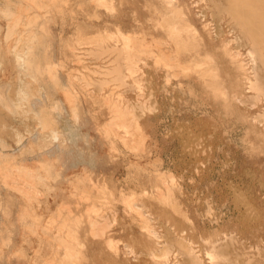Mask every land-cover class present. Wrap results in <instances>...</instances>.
<instances>
[{
  "label": "rangeland",
  "instance_id": "1",
  "mask_svg": "<svg viewBox=\"0 0 264 264\" xmlns=\"http://www.w3.org/2000/svg\"><path fill=\"white\" fill-rule=\"evenodd\" d=\"M30 1H34L33 4ZM92 1L0 0V8L8 6L13 13L22 15V25L30 18L34 19V15L36 19L39 17L31 23V28L35 38L42 36L32 42L33 51L36 50L34 61L36 65L40 63L37 69L41 94L31 97L29 105L39 108L46 100L57 104L66 113L73 99L75 109L81 111L77 110L79 118L76 121L79 138L68 146L57 139L53 143L47 141L46 149L38 151L31 148L39 141L36 134L30 132H22L17 144L10 140L6 143L4 138L0 140V154L7 156L0 155V169L4 166L8 170L15 166H35L42 175L45 152H53L56 145L64 148L52 153L56 159L52 160L54 164L49 169L52 179L47 186L39 180L32 181L34 193L29 199L18 191L17 195L9 186L6 188V178L0 170V264H58L64 257V248L57 238L66 235L69 229L63 225L68 223L76 225L73 230L82 240H78L80 246L77 247L80 262L76 260L71 264H190L191 259L198 264H264V94L259 92V89H264V65L252 61L249 54L251 42L241 35L230 14L223 10L227 7L226 3H223L224 0ZM214 3L217 6L221 3L222 7H217L220 12ZM166 20H172L170 26L178 31L167 32L170 30ZM22 29L23 26H20ZM0 30L1 43L6 33V20L1 15ZM117 34L146 43L145 51L135 53L129 50L125 55L122 38L119 35L118 38ZM21 36L26 38L24 33ZM2 47L4 52V44ZM3 52L0 53L4 56H0L3 64L0 66V84L9 92L16 81L10 55ZM160 54L170 58L174 63L173 69L168 70L167 58L163 55L162 58ZM41 60L44 61L41 63ZM193 60L197 64L200 60L202 65L195 64ZM206 67L213 68V73L209 74L207 71L210 70ZM117 72L123 79H116ZM67 93L74 95L70 97L71 102L64 96ZM111 103L132 111L129 112L133 117H128L132 124L137 121V132L142 136L138 139L139 143L130 141L129 136L134 132L130 129L131 125L130 128H116L119 134L124 131L125 134L121 135L127 145L115 135V129L109 127V121H113L114 117ZM72 121L68 115L60 117L61 127ZM110 129L114 135L110 134ZM130 145L134 146V151L128 148ZM12 178L7 179L16 182L24 179L20 175ZM103 192L106 195L102 196ZM160 196H167L170 201L162 202ZM100 197L103 201L98 199ZM131 201L138 211L130 209ZM237 201L241 204L238 205ZM243 203L245 207H241ZM104 217L109 221L108 231L105 229L104 237H98L101 238L98 240L90 234L88 223L106 220ZM144 221L157 238L147 232ZM41 235L47 236V241ZM7 237L10 244L6 241ZM162 248L167 253L159 257ZM207 254L213 257L209 258Z\"/></svg>",
  "mask_w": 264,
  "mask_h": 264
},
{
  "label": "bare ground",
  "instance_id": "2",
  "mask_svg": "<svg viewBox=\"0 0 264 264\" xmlns=\"http://www.w3.org/2000/svg\"><path fill=\"white\" fill-rule=\"evenodd\" d=\"M16 1V0H15ZM28 1V0H27ZM38 1V0H37ZM52 1V0H51ZM55 1H57V0H55ZM70 1V0H69ZM82 1V0H81ZM89 1V0H88ZM94 1V0H93ZM92 1V2H93ZM104 1V0H103ZM102 1V2H103ZM120 1H122V0H120ZM226 1V2H225ZM17 2H19V1H17ZM31 2V1H30ZM32 2H34V1H32ZM31 2V3H32ZM43 2V1H42ZM95 3H96V1H94ZM98 2V1H97ZM99 2H101L100 0H99ZM216 2H217V0H216ZM11 3V2H10ZM14 3V2H13ZM45 3H46V1H45ZM45 3H44V5H45ZM51 3V2H50ZM54 3V2H53ZM53 3H51V4H53ZM61 3H62V1H61ZM104 4H105V2H103ZM208 3L210 4V2L208 1ZM225 5H227V7H226V9H224V7H223V10H226L229 14H230V19H233L234 21H235V24L237 25V29L239 28V32L241 33V35L246 39V40H248L249 42H251V51H250V57H251V59H252V61L253 62H256V61H258V63H260V64H262V65H264V0H224V2H223ZM4 4V3H3ZM2 4V5H3ZM33 4V3H32ZM38 4V3H37ZM36 4V5H37ZM40 4V3H39ZM58 4V3H57ZM102 4V3H101ZM212 4V3H211ZM215 4V3H214ZM223 4V5H224ZM13 5V4H12ZM16 5V4H15ZM46 5H48V3L46 4ZM45 5V6H46ZM59 5H60V3H59ZM96 5V4H95ZM103 5V4H102ZM101 5V6H102ZM106 5V4H105ZM216 5V4H215ZM214 5V6H215ZM219 5L221 6V3L219 4L218 3V6L216 5L215 6V8L217 9V7H219ZM17 6V5H16ZM45 6H43L42 5V7L44 8ZM98 6H99V4H98ZM213 6V7H214ZM24 7V6H23ZM28 7H29V5H28ZM32 7V6H31ZM177 7V6H176ZM222 7V6H221ZM25 8V7H24ZM33 8V7H32ZM61 8V7H60ZM214 8V9H215ZM220 8V7H219ZM46 9V8H45ZM57 9V8H56ZM167 9V8H166ZM216 9H215V11H216ZM28 10V9H27ZM44 10V9H43ZM48 9H46L45 11H47ZM52 10V9H51ZM60 10V9H59ZM59 10H58V12H59ZM65 10V9H64ZM169 10V9H168ZM170 10H171V8H170ZM174 10H175V8H174ZM173 10V11H174ZM218 10V9H217ZM220 10H222V9H220ZM33 11V10H32ZM49 11V10H48ZM53 11H54V9H53ZM61 11V10H60ZM63 11V10H62ZM165 11V10H164ZM179 11V10H178ZM34 12V11H33ZM218 12H220L219 10H218ZM224 12V11H223ZM227 12H225V13H227ZM21 13V12H20ZM23 13H24V11H23ZM44 13V12H43ZM52 13V12H51ZM172 13V12H171ZM175 13V12H174ZM227 13V14H228ZM26 14H27V11H26ZM37 14H40V13H37ZM60 14V13H59ZM214 14V13H213ZM227 14H225V15H227ZM228 14V15H229ZM0 15H1V17L2 18H4L5 20H6V33H5V36H4V38H3V42H1L0 43V53L1 52H3V51H1L2 49H3V47H2V44H4V52L7 54H9L10 55V58H11V68H12V72H14V75H15V83L13 84L12 83V85H11V87H10V91L8 92V91H6V88H4L5 86H3L2 84H0V121L2 122V123H0L1 124V130H0V140L1 139H3V141H5L6 143H8V140H10L11 142H13V144L15 143V144H17V143H20L19 141H20V138H21V136H22V132H30V133H34V134H36V139H38V141H39V143H37L38 145L37 146H31V148H33V149H41V148H44V149H46L45 147H46V144H48L47 143V141H52V143L55 141V140H62V142L64 143V144H66L67 146L69 145V144H71L78 136H79V133H78V130H77V117H78V114H77V112L79 111L78 109V111L75 109V107H74V102H73V99H72V102L70 101V97L72 96V94H71V96L67 93V95H64V96H66V98H67V100H69L71 103H72V105L71 104H69V103H67L68 105H71V107H69V112H66V113H64V111L57 105V104H54V103H50V102H48V101H44L43 102V104L38 108V107H33V106H30L29 105V103H30V101H29V103H28V100L31 98V97H35V96H39V94H41V88L38 86V81H39V70L37 69V65H39V64H37L36 65V63H35V61H34V53H36V52H34V51H36V50H34L33 51V45H32V42H34L35 41V39L36 38H40V37H42L41 35H39L40 37H36L35 38V36H34V33H33V30H32V28H31V23H33L35 20L34 19H36V17H35V15H34V19H31L30 18V21L29 22H27V23H25V21H24V24L22 25V23L23 22H21L22 20H21V16L19 15V14H15V11H14V13L9 9V7L8 6H6V7H2L1 6V8H0ZM41 15V14H40ZM42 15H44V14H42ZM41 15V16H42ZM47 15V14H46ZM45 15V16H46ZM51 15V14H50ZM61 15H62V13H61ZM60 15V16H61ZM167 15H169V14H167ZM166 15V16H167ZM176 15H177V13H176ZM178 15H179V13H178ZM222 15V14H221ZM44 16V17H45ZM165 16V17H166ZM172 16V15H171ZM183 15L181 14V17H182ZM215 16V15H214ZM217 16H219V14L217 15ZM26 17V16H25ZM29 17V16H28ZM32 17V16H31ZM38 17V16H37ZM63 17V16H62ZM61 17V18H62ZM95 17V16H94ZM203 17V16H202ZM43 18V17H42ZM41 18V19H42ZM49 18V17H48ZM167 18V17H166ZM169 18H170V16H169ZM173 19V18H172ZM177 19V18H176ZM36 20H39V17H38V19H36ZM167 21V23H166V26L169 28V30L171 31H167V32H169V33H172L173 31H175L176 29H174L173 27H171L170 26V22L172 21H170V22H168L169 20H166ZM233 21V22H234ZM38 22H41V21H38ZM46 22V21H45ZM179 22V21H178ZM229 22V21H228ZM232 22V23H233ZM37 23V22H36ZM164 23V22H163ZM177 23V22H176ZM38 24V23H37ZM164 25V24H163ZM20 26L22 27L23 26V29L22 30H20ZM35 26V25H34ZM46 26V25H45ZM165 26V25H164ZM164 26H162V27H164ZM178 26V25H177ZM39 27H40V25H39ZM42 27H44V26H42ZM167 27H165V28H167ZM182 27V26H181ZM44 28H47V27H44ZM44 28H43V30H44ZM167 28V29H168ZM178 28V27H177ZM42 29V28H41ZM187 29V28H186ZM1 31V30H0ZM176 31H178V30H176ZM183 31V30H182ZM166 32V33H167ZM186 32V31H185ZM21 33H24V35H25V37L26 38H21L22 36H21ZM119 33V32H118ZM48 34V33H47ZM46 35V34H45ZM118 35L119 34H117V37H118ZM37 36V35H36ZM106 36V35H105ZM119 36H121V38H122V42L121 43H123V50L124 51H126L125 53L123 52V50H122V52L125 54V55H127V51H128V53H129V50H132V51H135V53L136 52H143V51H145V49H146V47L144 46L145 44H142L141 42H139V41H135L134 39H132V37H130V36H125V35H122V34H120ZM169 36H170V34H169ZM173 36V35H172ZM179 36V35H178ZM193 36H195V35H193ZM107 37V36H106ZM182 37V36H181ZM186 37V36H185ZM101 38V37H100ZM108 38V41H109V37H107ZM119 38V37H118ZM120 38V39H121ZM171 38V37H170ZM173 38V37H172ZM191 38H192V36H191ZM1 39V38H0ZM43 39H44V37H43ZM103 39V38H102ZM38 40V39H37ZM88 40V39H87ZM86 40V41H87ZM90 40H92V39H90ZM94 40V39H93ZM96 40H98V38L96 39ZM172 40V39H171ZM179 40V39H178ZM185 40V39H184ZM194 40V39H193ZM1 41H2V39H1ZM41 41V40H40ZM82 41H84V40H82ZM102 41V40H101ZM113 41V40H112ZM116 41H119V40H116ZM141 41V40H140ZM143 41V40H142ZM145 41V40H144ZM143 41V42H144ZM180 41V40H179ZM182 41V40H181ZM187 41V40H186ZM189 41V40H188ZM187 41V42H188ZM195 41V40H194ZM193 41V42H194ZM13 42V44H11ZM36 42V41H35ZM85 42V41H84ZM119 42V43H120ZM173 42V41H172ZM192 42V41H191ZM83 43V42H82ZM87 43V42H86ZM89 43V42H88ZM87 43V44H88ZM92 43V42H91ZM93 43H94V41H93ZM98 43H100V42H98ZM102 43V42H101ZM169 43V42H168ZM175 43V42H174ZM190 43V42H189ZM196 43V42H195ZM11 44V45H10ZM96 44V43H95ZM108 44V43H107ZM169 44H171L172 45V43H169ZM225 44V43H224ZM39 45V44H38ZM104 45V44H103ZM149 45V44H148ZM186 45V42H185V44H184V46ZM195 45V44H194ZM197 45V44H196ZM217 45H220V44H216L215 46H217ZM78 45H76V47H77ZM81 46V45H80ZM94 46H96V45H94ZM99 46V45H98ZM107 46H109V45H107ZM178 46H180V45H178ZM183 46V45H182ZM35 47H37V51H38V46L37 45H35ZM90 47V46H89ZM121 47V46H120ZM119 47V48H120ZM169 47V46H168ZM173 47H174V45H173ZM177 47V46H176ZM175 47V48H176ZM186 47H187V45H186ZM190 47V46H189ZM193 47V46H192ZM196 47H198V46H196ZM201 47V46H200ZM199 47V48H200ZM203 47H204V45H203ZM220 47V46H219ZM47 48V47H46ZM96 48V47H95ZM104 48H106V47H104ZM103 48V49H104ZM119 48H118V50H119ZM149 48V47H148ZM175 48H174V50H175ZM181 48H184V47H181ZM191 48V47H190ZM193 48H195V47H193ZM202 48V47H201ZM249 49H250V47H248ZM42 48H40L39 50H41ZM122 49V48H121ZM170 49V48H169ZM188 49V48H187ZM216 49H217V47H216ZM150 50V49H149ZM157 50V49H156ZM173 50V49H172ZM172 50H171V52H172ZM191 50H193V49H191ZM203 50V49H202ZM201 50V51H202ZM98 51H100L101 52V49H99ZM110 51V50H109ZM108 51V52H109ZM112 51H114V50H112ZM121 51V50H120ZM162 51V50H161ZM176 51V50H175ZM199 51V50H198ZM197 51V52H198ZM206 51V50H205ZM228 51V50H227ZM3 52V53H4ZM45 52V51H44ZM47 52V51H46ZM116 52H117V50H116ZM146 52H147V50H146ZM145 52V53H146ZM178 52H179V50H178ZM183 52H184V50H183ZM194 52H196V51H194ZM103 53V52H102ZM110 53V52H109ZM119 53H121V52H119ZM158 53V52H157ZM185 53V52H184ZM189 53H191L190 51H189ZM2 54V53H1ZM7 54V55H8ZM40 54V53H39ZM106 54V53H105ZM211 54V53H210ZM4 55V54H3ZM6 55V56H7ZM44 55V54H43ZM47 55V54H46ZM122 55V54H121ZM124 55V56H125ZM161 55V54H160ZM163 55V57H164V54H162ZM162 55H161V57H162ZM172 55H173V53H172ZM193 55V54H192ZM191 55V56H192ZM218 55V54H217ZM1 56V55H0ZM40 56V55H39ZM111 56V55H110ZM159 56V55H158ZM167 56H168V54H167ZM179 56H183V55H179ZM178 56V57H179ZM185 56H187V55H185ZM190 56V57H191ZM196 56H197V54H196ZM2 57V56H1ZM4 57V56H3ZM2 57V58H3ZM45 57V56H44ZM49 57V56H48ZM162 57V58H163ZM166 57V56H165ZM164 57V58H165ZM177 57V58H178ZM199 57V56H198ZM36 58H37V56H36ZM100 58V57H99ZM115 59H116V57H114ZM119 58H121V57H119ZM167 58V67H169L168 68V70H170V69H173L172 67H173V62L170 60V58L169 57H166ZM173 58H175V57H173ZM187 58H189V57H187ZM186 58V59H187ZM192 58V57H191ZM218 58V57H217ZM216 58V59H217ZM45 59V58H44ZM48 59V58H47ZM125 59V58H124ZM185 59V60H186ZM193 59V58H192ZM199 59H200V57H199ZM202 59V58H201ZM200 59V60H201ZM205 59H206V55H205ZM40 60V59H39ZM48 60H50V58L48 59ZM113 60V59H112ZM166 60V59H165ZM175 60V59H174ZM180 60H181V58H180ZM199 60V61H200ZM202 60H204V59H202ZM207 60V59H206ZM209 60H210V58H209ZM234 60V59H233ZM42 61H44V60H41V63H42ZM51 61V60H50ZM49 61V62H50ZM120 61H121V59H120ZM129 61V60H128ZM162 61V60H161ZM187 61V60H186ZM199 61H198V64H200L199 63ZM46 62V64L48 65V63H47V61H45ZM118 62V60H116V63ZM122 62V61H121ZM155 62V61H154ZM164 62V61H163ZM183 62V61H182ZM181 62V63H182ZM190 62V61H189ZM193 62H194V60H193ZM201 62V61H200ZM208 62V61H207ZM210 62V61H209ZM8 63V62H7ZM38 63V62H37ZM52 63V62H51ZM119 63V62H118ZM124 63H125V61H124ZM135 63V62H134ZM173 63V64H172ZM176 63V62H175ZM179 63H180V61H179ZM184 63V62H183ZM186 63V62H185ZM195 64H197L196 62H194ZM194 63H192V64H194ZM203 63V62H202ZM166 64V63H165ZM188 64V63H187ZM197 64V65H198ZM205 64H206V62H205ZM203 65V66H206V65ZM214 64V63H213ZM212 64V65H213ZM3 64H2V61H0V66H2ZM120 65V64H119ZM179 65V64H178ZM200 65H202V64H200ZM199 65V66H200ZM211 65V66H212ZM216 65V64H215ZM254 65V64H253ZM49 66V65H48ZM47 66V67H48ZM51 66H53L52 64H51ZM175 66V65H174ZM123 67V66H122ZM164 67H165V65H164ZM184 67V66H183ZM192 67V66H191ZM201 67V66H200ZM219 67V66H218ZM261 67V66H260ZM43 68H46V67H43ZM54 68V67H53ZM116 68V67H115ZM120 68V67H119ZM125 68H127V67H125ZM137 68V67H136ZM179 68V67H178ZM178 68H177V70H178ZM187 68V67H186ZM196 68V66L195 67H193V69H195ZM199 68V67H198ZM198 68L196 69V70H198ZM203 68V67H202ZM207 69H208V67H206ZM213 68H217V67H215V66H213ZM212 68V69H213ZM1 69H3V68H1ZM112 68H110V70H111ZM123 69H124V67H123ZM212 69H208V70H210V71H207V72H209V74H211V73H213L211 70ZM176 70V69H175ZM200 70V72H201V69H199ZM206 70V69H205ZM99 71V70H98ZM104 71H106V70H104ZM124 71V70H123ZM125 71H128V73L130 72L129 71V69L127 70H125ZM124 71V72H125ZM134 71V70H133ZM179 71H180V69H179ZM183 71V70H182ZM193 71V70H192ZM45 73H46V71H44ZM111 72V71H110ZM187 72H189V71H187ZM207 72H206V74H207ZM217 72V71H216ZM54 73V72H53ZM131 73H133V72H131ZM168 73V72H167ZM181 73V72H180ZM205 73V72H204ZM214 73H215V70H214ZM47 74V73H46ZM103 74V73H102ZM107 74H108V72H107ZM110 74V73H109ZM126 74V73H125ZM198 74V73H197ZM209 74H207V77H208V75ZM230 74V73H229ZM48 75H49V72H48ZM47 75V76H48ZM219 75V74H218ZM53 76H54V74H53ZM52 76V77H53ZM110 76H112V75H110ZM181 76V75H180ZM232 76V75H231ZM43 76H41V78H42ZM58 77V76H57ZM71 77V76H70ZM104 77V76H103ZM126 77V76H125ZM206 77V78H207ZM212 77H213V74H212ZM40 78V79H41ZM44 78H46V76L44 77ZM56 77L54 76V79H55ZM173 78H174V76H173ZM49 80L51 79L50 77L48 78ZM70 79V78H69ZM73 79V78H72ZM112 79V78H111ZM116 79L117 80H120V79H123V78H120V76H119V72H117V74H116ZM212 79V78H211ZM58 80V79H57ZM199 80V79H198ZM215 81H216V79H214ZM46 81H47V79H46ZM105 81V80H104ZM11 82V81H10ZM41 82V81H40ZM80 82V81H79ZM88 82V81H87ZM108 81H106V83H107ZM116 82V81H115ZM8 83V82H7ZM54 83V82H53ZM52 83V84H53ZM86 83V82H85ZM204 83V82H203ZM209 83V82H208ZM215 83V82H214ZM214 83H213V85H214ZM249 83H251V82H249ZM264 83V82H263ZM77 84V83H76ZM96 84V83H95ZM94 84V85H95ZM133 84V83H132ZM43 85V84H42ZM46 85L48 86V84L46 83ZM207 85V84H206ZM35 86H37V87H35ZM70 86H72V85H70ZM96 86V85H95ZM209 86V85H208ZM207 86V87H208ZM211 86V85H210ZM216 86H218V85H216ZM51 87V86H50ZM86 87V86H85ZM204 87H205V85H204ZM260 87V86H259ZM45 88H46V86H45ZM89 88V87H88ZM212 88H213V86H212ZM254 88H255V86H254ZM258 88V87H257ZM58 89V88H57ZM62 89V88H61ZM71 89V88H70ZM70 89H69V92H70ZM86 89V88H85ZM259 89V88H258ZM7 90H9V89H7ZM59 90V89H58ZM74 92V91H73ZM222 92V91H221ZM259 92L261 93V94H264V89H259ZM220 93V92H219ZM42 94H43V92H42ZM64 94V93H63ZM223 94V93H222ZM76 95V94H75ZM90 95V94H89ZM118 95V94H117ZM221 95V94H220ZM256 95V94H255ZM74 96V95H73ZM72 96V97H73ZM227 96V95H226ZM226 96H225V98H226ZM38 98V97H37ZM260 98V97H259ZM32 100V99H31ZM109 100V99H108ZM235 100V99H234ZM261 100H262V98H261ZM68 101V102H69ZM76 101V100H75ZM110 101V100H109ZM263 101H264V99H263ZM262 101V102H263ZM63 102V101H62ZM106 102H107V100H106ZM114 102V101H113ZM105 103V102H104ZM119 103V102H118ZM77 104H78V102H77ZM76 104V105H77ZM106 104V103H105ZM112 104V103H111ZM63 105V104H62ZM66 105V104H65ZM113 105V106H112ZM111 106H112V108H110V109H112V112H113V114H114V117H113V121H109V127H111V128H114L115 130H113L114 131V133H115V135L119 138V139H121V141L123 142L124 141V138L125 137H123V135H121L122 133H124V131L121 133V134H119L117 131H116V128L118 127V128H123V129H125V128H130L131 130L132 129H134V130H132V134H131V136H129V138L131 139L130 141L132 142V141H136V143H137V141H138V139L140 138V137H142L140 134L141 133H139V131L137 132V124H136V122L134 121V120H136V119H134L133 120V122H135V123H133L132 124V122H131V118L130 117H133L132 115H130V114H132V113H130V112H132V111H130V110H127L126 108H122V107H120L118 104H112ZM257 105V104H256ZM78 107V106H77ZM66 111V110H65ZM130 111V112H129ZM263 111H264V109H263ZM79 112H81V111H79ZM261 113H263V112H261ZM68 115V116H70L71 117V121H72V123L71 124H67L66 125V127H61V125H60V117L61 116H63V115ZM128 115L130 116V117H128ZM111 116H112V114H111ZM259 116V115H258ZM261 116H262V114H261ZM80 117H82V116H80ZM247 117V116H246ZM252 117V116H251ZM79 118V117H78ZM261 118V117H260ZM263 118H264V115H263ZM133 119V118H132ZM140 119V118H139ZM19 121V123L17 122V121ZM81 120V119H80ZM138 120V119H137ZM263 120V119H262ZM251 122V121H250ZM23 125V126H21V125ZM251 124V123H250ZM129 125H131L130 127H129ZM106 126L108 127V125L106 124ZM252 126H254L253 124H252ZM264 126V125H263ZM106 127V128H107ZM108 129V128H107ZM262 129V128H261ZM120 130V129H119ZM129 130V129H128ZM131 130H129L130 132H131ZM105 131H107L106 129H105ZM126 131V130H125ZM110 132H111V129H110ZM129 133V132H128ZM128 133H126V135L128 134ZM108 135H109V133H107ZM110 134H113V132H111ZM125 134V133H124ZM263 134H264V132H263ZM26 135V134H25ZM28 135V134H27ZM106 135V134H105ZM114 135V134H113ZM27 137H29V135L27 136ZM32 137V136H31ZM105 137V136H104ZM128 137V136H127ZM79 138V137H78ZM31 139V138H30ZM28 140V139H27ZM126 140V139H125ZM128 140V139H127ZM129 141V142H130ZM4 142V143H5ZM41 142V143H40ZM124 142H126V145L128 144L127 143V141H124ZM114 143V142H113ZM138 143H139V141H138ZM262 143V142H261ZM29 144V143H28ZM132 144V143H131ZM2 145H3V143H2ZM8 145V144H7ZM19 145V144H18ZM54 145H56V144H54ZM136 145V144H135ZM138 145V144H137ZM140 145H141V143H140ZM258 145V144H257ZM4 146H6L5 144H4ZM30 146V145H29ZM131 146V145H130ZM139 146V145H138ZM8 147H10L9 145H8ZM134 147V146H133ZM132 146L131 147H128V148H131V150H133L132 148H133ZM11 148V147H10ZM7 149V148H6ZM62 149H64V148H62V147H60V146H58V145H56L55 147H54V149H52L53 150V152H56V151H59V150H62ZM8 150V149H7ZM37 150H35V151H37ZM43 150V149H42ZM137 150V149H136ZM20 151V150H19ZM38 151H40V150H38ZM38 151H37V153H38ZM134 151V150H133ZM8 152H10V151H8ZM25 152V151H24ZM53 152H51V151H46L45 152V155H46V157H44V159H42V164H41V167L44 169V175H42V174H40V172L36 169V167L34 168V167H29V166H26V165H22L21 166V168H17L16 166L14 167V168H12V169H10V170H8V168L6 169V168H2V169H0L2 172L1 173H3L4 175H5V182H6V184H5V186H6V188H7V186H9V189L10 188H12L11 190L12 191H14V192H16V191H18L19 193H21V195L23 194L25 197L24 198H28V197H31V195L34 193V188H33V185H32V181L33 180H39V182L41 183V184H44V185H46L47 186V183H48V181H49V179H52V175L49 173V169L53 166V162H52V160H54V159H56L54 156L52 157V153ZM136 152V151H135ZM10 153H12V152H10ZM33 153H34V150H33ZM34 154H36V153H34ZM0 155H2V154H0ZM18 155V154H17ZM25 155V154H24ZM38 155V154H37ZM3 157L4 156H6V155H2ZM9 156V155H8ZM20 156H21V154H20ZM27 156V155H26ZM7 157V156H6ZM12 157V156H11ZM18 157H19V155H18ZM29 157V156H28ZM35 157V156H34ZM0 158H1V156H0ZM9 158V157H8ZM14 157H12V159H13ZM21 158V157H20ZM43 158V157H42ZM6 159V158H5ZM15 159V158H14ZM17 159V158H16ZM19 159V158H18ZM23 159V158H22ZM25 159H27L26 157H25ZM3 161H4V158H3ZM10 161V160H9ZM15 161V160H14ZM13 161V162H14ZM5 162V161H4ZM12 162V161H11ZM12 162V163H13ZM7 163V162H6ZM10 163V162H9ZM19 163H21V162H19ZM27 163V162H26ZM35 163V162H34ZM0 164H2V162L0 163ZM4 164V163H3ZM33 164V163H32ZM36 164H37V162H36ZM8 166H10V165H8ZM12 166V165H11ZM19 166V165H18ZM20 167V166H19ZM1 168V167H0ZM58 168V170H59V167H57ZM40 171H41V169H40ZM21 176V177H23L24 179L22 180L21 179V182H19L18 180V182H16V181H10L9 179L10 178H12V177H15V176ZM1 176V175H0ZM169 176V175H168ZM163 177V176H162ZM2 178H4V177H2ZM7 178H9V179H7ZM18 178V177H17ZM169 178H171V177H169ZM19 179V178H18ZM55 179V178H54ZM157 179H159V178H157ZM166 179V178H165ZM7 180H9V181H7ZM12 180H13V178H12ZM15 180V179H14ZM20 180V179H19ZM162 180V179H161ZM169 180V179H168ZM171 180V179H170ZM51 181H53V180H51ZM88 181V180H87ZM163 181V180H162ZM167 181V180H166ZM166 181H163V182H166ZM3 182V181H2ZM162 182V183H163ZM0 185H2V184H0ZM4 185V184H3ZM49 187V186H48ZM47 187V189H49ZM162 187V186H161ZM156 188V187H155ZM172 188V187H171ZM169 189V188H168ZM81 190V189H80ZM154 190V189H153ZM158 191H159V189H157ZM82 191V190H81ZM85 191V189H83V192ZM109 191V190H108ZM156 191V190H155ZM169 191V190H168ZM18 192H16L17 193V195H18ZM37 192V191H36ZM72 192H74V191H72ZM80 192V191H79ZM87 192V191H86ZM85 192V193H86ZM88 192H89V190H88ZM87 192V193H88ZM171 192V191H170ZM169 192V193H170ZM107 193V192H106ZM156 193H158V192H156ZM161 193V192H160ZM77 194H79V193H77ZM76 194V195H77ZM81 194V193H80ZM99 194V193H98ZM145 194V193H144ZM12 195V194H11ZM14 195V194H13ZM20 195V194H19ZM72 195V194H71ZM103 195H106V194H104V192H103V194H102V196ZM120 195V194H119ZM0 196H1V194H0ZM15 196V195H14ZM93 196V195H92ZM108 196V195H107ZM109 196H110V194H109ZM56 197V196H55ZM77 197H79V196H77ZM85 197H87V195L85 196ZM153 197V196H152ZM173 197V196H172ZM7 199H8V196L6 197ZM6 198H5V200H6ZM33 198V197H32ZM80 198V197H79ZM77 199V200H80V199ZM160 199H161V201L162 202H165V203H167V202H169L170 201V199H169V197H167V196H160L159 197ZM3 199H4V197H3ZM29 199V198H28ZM27 199V200H28ZM54 199V198H53ZM85 199V198H84ZM98 199H100V200H102L103 201V197H100V198H98ZM111 199V198H110ZM123 199H124V197H123ZM132 199V198H131ZM8 200H10V199H8ZM108 200V199H107ZM112 200V199H111ZM125 200V199H124ZM123 200V201H124ZM19 201H21L20 200V198H19ZM58 201V200H57ZM91 201H93V200H91ZM130 201V200H129ZM133 201H135V200H133ZM81 202V201H80ZM109 202V201H108ZM107 202V203H108ZM132 202V201H131ZM136 202V201H135ZM239 201H237V203H238ZM242 202H244L243 200H242ZM99 203V202H98ZM101 203V202H100ZM137 203H138V201H137ZM236 203V204H237ZM247 203V202H246ZM28 204V203H27ZM49 204V203H48ZM50 204H51V202H50ZM68 204V203H67ZM75 204V203H74ZM79 204V203H78ZM103 204V203H102ZM111 204H112V202H111ZM125 204H126V202H125ZM124 204V205H125ZM173 204V203H172ZM239 204H241V203H238V205ZM23 206H24V204H22ZM29 205H31L32 206V204H30L29 203ZM56 205V204H55ZM54 205V206H55ZM59 205V204H58ZM84 205V204H83ZM90 205V204H89ZM97 205V204H96ZM108 205H109V203H108ZM107 205V206H108ZM128 205V204H127ZM141 205V204H140ZM167 205L168 204H166V207H167ZM36 206H37V204H36ZM80 206V205H79ZM84 206H86V205H84ZM92 206V205H91ZM175 206H177V205H175ZM242 206H244V203H243V205H241V207ZM246 206V205H245ZM244 206V207H245ZM248 206V205H247ZM58 207V206H57ZM61 207H62V205H61ZM83 207V206H82ZM102 207V206H101ZM112 207H114V206H112ZM129 207H130V209L132 210H136V211H138L139 209L136 207V205H135V203H130L129 202ZM145 207V206H144ZM16 208V207H15ZM35 208V207H34ZM37 208V207H36ZM63 208H65V207H63ZM69 208V207H68ZM97 208V207H96ZM126 208H128V207H126ZM21 209H24V208H21ZM52 209V208H51ZM61 209V208H60ZM72 209V208H71ZM74 209V208H73ZM89 209V208H88ZM94 209V208H93ZM144 209V208H143ZM247 209V208H246ZM33 210V209H32ZM63 210V209H62ZM105 210V209H104ZM103 210V211H104ZM108 210V209H107ZM127 210H129V208L127 209ZM8 211V210H7ZM18 211V210H17ZM23 211V210H22ZM44 211V210H43ZM49 211V210H48ZM70 211V210H69ZM85 211H86V208H85ZM99 211V210H98ZM135 211V212H136ZM142 210H140V212H141ZM6 212V211H5ZM9 212V211H8ZM20 212V211H19ZM27 212V211H26ZM52 212V211H51ZM56 212V211H55ZM87 212H88V210H87ZM92 212V211H91ZM95 212V211H94ZM102 212V211H101ZM130 212V211H129ZM134 212V213H135ZM3 213H4V211H3ZM2 213V214H3ZM23 213V212H22ZM28 213V212H27ZM100 213V212H99ZM131 213V212H130ZM0 214H1V212H0ZM17 214V213H16ZM16 214H15V216H16ZM37 213H35V215H36ZM41 214V213H40ZM52 214V213H51ZM72 214V213H71ZM87 214V213H86ZM91 214V213H90ZM141 214V213H140ZM142 214H145L144 212L142 213ZM141 214V215H142ZM4 215H6V213H4ZM9 215V214H8ZM23 215V214H22ZM39 215V214H38ZM42 215H44V213H42ZM67 215V214H66ZM75 215V214H74ZM73 215V216H74ZM78 215H79V213H78ZM104 215V214H103ZM10 216V215H9ZM31 216V215H30ZM58 216V215H57ZM64 216V215H63ZM62 216V217H63ZM81 216V215H80ZM79 216V217H80ZM91 216V215H90ZM97 216V215H96ZM95 216V217H96ZM101 216V215H100ZM100 216H99V218H100ZM114 216V215H113ZM144 217H145V215H143ZM254 216V215H253ZM4 217V216H3ZM7 217V216H6ZM45 217V216H44ZM55 217V216H54ZM61 217V218H62ZM76 217V216H75ZM78 217V216H77ZM112 217V216H111ZM138 217V216H137ZM22 218H24V217H22ZM27 218V217H26ZM52 217H50V219H51ZM98 218V217H97ZM105 218V217H104ZM107 218V217H106ZM105 218V219H106ZM33 219V218H32ZM37 219V218H36ZM49 219V220H50ZM54 219H56V218H54ZM63 219V218H62ZM91 219V218H90ZM96 219V218H95ZM101 219V218H100ZM144 219V218H143ZM146 219H147V217H146ZM5 220V219H4ZM7 220H9V219H6V221ZM11 220V219H10ZM17 220H19V219H17ZM22 220H24V219H22ZM57 220V219H56ZM69 220V219H68ZM71 220H72V218H71ZM140 220V219H139ZM12 221V220H11ZM25 221H27V220H25ZM24 221V222H25ZM37 221H38V219H37ZM44 221V220H43ZM42 221V222H43ZM45 221H46V219H45ZM67 221V220H66ZM66 221H63V223L65 222L66 223ZM76 221H77V218H76ZM108 220L106 219V220H101V221H98V220H92V221H90V223H88L89 224V227H90V234L93 236V237H104V235H105V231L107 230L106 228H107V225H108V222H107ZM138 221V220H137ZM141 221V220H140ZM150 221V220H149ZM20 222V221H19ZM23 222V223H24ZM68 222V221H67ZM87 222V221H86ZM89 222V221H88ZM251 222V221H250ZM28 223V222H27ZM44 223V222H43ZM50 223H52V222H50ZM54 223V222H53ZM73 223H74V221H73ZM77 223V222H76ZM82 223V222H81ZM144 228L147 230V232L151 235V236H156L155 235V233L153 232V230L150 228V226L148 225V223H146L145 221H144ZM7 224H9V223H7ZM42 224V223H41ZM71 223H68V224H64L63 226L64 227H66V228H68L69 230L67 231V233H66V235L65 236H63V234H62V236H57L56 238H57V241H58V243L64 248V252H63V254H64V257H63V259H60V261L58 262V264H71V263H75V261L76 260H78L79 259V252H78V250H77V247H78V245H79V241L81 240V239H79L78 238V235H77V232H75L73 229L75 228V226L76 225H70ZM87 224V225H88ZM149 224H150V222H149ZM1 225V224H0ZM33 225V224H32ZM47 225H49V224H47ZM58 225V224H57ZM11 226V225H10ZM9 226V227H10ZM56 226V225H55ZM138 226H140V225H138ZM3 227V226H2ZM7 227V226H6ZM35 227V226H34ZM51 227V226H50ZM49 227V228H50ZM61 227V226H60ZM78 227H80L79 225H78ZM77 227V228H78ZM112 227V226H111ZM153 227V226H152ZM245 227V226H244ZM5 228V227H4ZM38 228V227H37ZM43 228V227H42ZM55 228V227H54ZM65 228V229H66ZM81 228V227H80ZM47 229H48V226H47ZM61 229V228H60ZM106 229V230H105ZM141 229V228H140ZM4 230V229H3ZM3 230H2V232H3ZM26 230V229H25ZM34 230V229H33ZM40 230V229H39ZM79 230V229H78ZM89 230V229H88ZM30 231V230H29ZM28 231V233H30ZM35 231V230H34ZM33 231V232H34ZM37 231V230H36ZM49 231H50V229H49ZM108 231V230H107ZM18 232V231H17ZM32 232V233H33ZM48 232V231H47ZM62 232V231H61ZM79 232V231H78ZM147 232H145V233H147ZM8 233V232H7ZM54 233V232H53ZM57 233V232H56ZM55 233V234H56ZM81 233H82V230H81ZM26 234V233H25ZM36 234V233H35ZM41 234V233H40ZM39 234V235H40ZM80 234V233H79ZM2 235V234H1ZM0 235V236H1ZM16 235H18V234H16ZM29 235V234H28ZM30 235H31V233H30ZM32 235H34V234H32ZM48 235V234H47ZM81 235H85V234H81ZM81 235H80V238H81ZM7 236H9L8 234H7ZM42 236V235H41ZM44 237H45V235H43ZM42 236V237H43ZM90 236V235H89ZM89 236H87L88 237V239H89ZM147 236V235H146ZM23 238H25L24 236H22ZM38 237V236H37ZM47 237V236H46ZM46 237L44 238L45 240H46ZM158 237V236H157ZM157 237H155V238H157ZM8 238V237H7ZM26 238H28V237H26ZM35 238H36V236H35ZM51 238H52V236H51ZM55 238V237H54ZM41 239V238H40ZM49 239V238H48ZM83 239V238H82ZM103 239V238H102ZM19 240V239H18ZM24 240V239H23ZM79 240V241H78ZM91 240V239H90ZM98 240H101V238H98ZM2 241V240H1ZM0 241V242H1ZM6 241H9V238L6 240ZM29 241H30V239H29ZM47 241V240H46ZM49 241H51V240H49ZM56 241V240H55ZM82 241V240H81ZM93 241V240H92ZM104 241V240H103ZM43 242V241H42ZM41 242V243H42ZM53 242V241H52ZM178 242H180V241H178ZM184 242V241H183ZM9 244H10V241L8 242ZM21 243H22V241H21ZM34 243V242H33ZM83 243V242H82ZM84 243H86V242H84ZM103 243V242H102ZM23 244V243H22ZM31 244V243H30ZM46 244H48V243H46ZM80 244H81V242H80ZM98 244V243H97ZM105 244V243H104ZM117 244V243H116ZM154 244V243H153ZM184 244H186V243H184ZM3 245V244H2ZM42 245H43V243H42ZM86 245V244H85ZM107 245L108 246H110L111 245V242L110 241H108L107 242ZM113 245V244H112ZM57 246V245H56ZM80 246V245H79ZM88 246V245H87ZM106 246V245H105ZM181 246H183L182 244H181ZM0 247H2L1 245H0ZM26 247V246H25ZM33 247V246H32ZM43 247V246H42ZM58 247H60V246H58ZM83 247V246H82ZM172 247V246H171ZM26 248H28V247H26ZM26 248H25V250H26ZM30 248V247H29ZM28 248V249H29ZM51 248V247H50ZM49 248V249H50ZM53 248V247H52ZM79 248V247H78ZM109 248V247H108ZM217 248V247H216ZM215 248V249H216ZM20 249V248H19ZM106 249H107V247H106ZM213 249V248H212ZM16 250V249H15ZM14 250V251H15ZM24 250V249H23ZM22 250V252H24ZM30 250V249H29ZM62 250V249H61ZM187 250H189V249H187ZM1 252H2V250H0ZM18 251V250H17ZM37 252V250H34V252ZM102 251V250H101ZM158 251V250H157ZM0 252V255L2 254ZM13 252V251H12ZM32 252V251H31ZM34 252H32V253H34ZM39 252V251H38ZM37 252V253H38ZM61 252V251H60ZM100 252V251H99ZM107 252V251H106ZM213 252V251H212ZM217 252V251H216ZM17 253V252H16ZM56 253V252H55ZM54 253V254H55ZM166 253H167V250L165 249V248H162V250H161V253H160V255L161 256H159V257H163V256H165L166 255ZM29 254V253H28ZM82 254V253H81ZM13 255V254H12ZM99 255V254H98ZM112 255V254H111ZM158 255V254H157ZM196 255V254H195ZM2 256V255H1ZM11 256V255H10ZM23 256V255H22ZM62 256V255H61ZM84 256V255H83ZM101 256H103V254L101 255ZM207 256L209 257V258H212L213 256L211 255V254H207ZM40 257V256H39ZM54 257V256H53ZM56 257V256H55ZM110 257H112V256H110ZM150 257V256H149ZM174 258H175V255L173 256ZM2 258V257H1ZM11 258V257H10ZM33 258V257H32ZM173 258V259H174ZM214 258H215V256H214ZM56 259H57V257H56ZM25 260V259H24ZM176 260V259H175ZM210 260V259H209ZM79 261V260H78ZM150 261V260H149ZM212 261V260H211ZM258 261V260H257ZM26 262V261H25ZM41 262V261H40ZM48 262V261H47ZM80 262V261H79ZM172 262H174V260L172 261ZM259 262V261H258ZM15 263V262H14ZM30 263V262H29ZM52 263V262H51ZM51 263H49V264H51ZM82 263V262H81ZM189 263V262H188ZM198 264L197 262H195V260L194 259H191V261H190V264ZM16 264V263H15ZM18 264V263H17ZM56 264V263H55ZM152 264V263H151ZM175 264H176V262H175Z\"/></svg>",
  "mask_w": 264,
  "mask_h": 264
}]
</instances>
